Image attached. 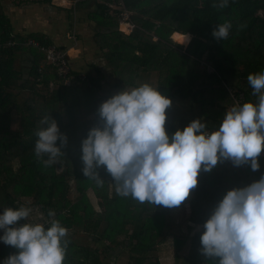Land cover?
<instances>
[{
    "label": "trees",
    "instance_id": "obj_1",
    "mask_svg": "<svg viewBox=\"0 0 264 264\" xmlns=\"http://www.w3.org/2000/svg\"><path fill=\"white\" fill-rule=\"evenodd\" d=\"M89 1L93 7L87 17L94 23V42L113 73L111 87L149 83L171 102L181 99L198 105L201 114L218 124L224 111L234 105L227 85L241 90L244 102L256 98L247 75L264 70V0H229L224 9L212 7L215 0H122L135 24L129 33L117 28L120 9L111 6L117 0ZM225 21L232 28L228 38L220 41L212 31ZM175 31L191 34L185 47L172 35ZM30 39L65 48L42 32L13 33L0 0V212L4 207H19L22 198H31L44 221L56 219L68 231L93 241L85 244L68 235L63 264H161L156 252L166 241L172 244L175 264H218V258L199 251L203 223L227 190L246 186L264 174L260 157L256 171L250 164L234 166L230 160L218 162L208 172L201 169L197 186L181 205L172 208L118 195L103 166L97 169L104 180L98 186L83 175L80 157L81 140L98 124V107L110 97L109 90H102L101 68L93 64L96 73L85 70L87 82L67 84L45 53L27 43ZM202 59L212 72L202 65ZM68 62L73 73L84 71L73 68L70 58ZM48 113L66 134L67 144L58 162L45 167L34 145L40 121ZM177 128L166 119L169 135ZM71 181L77 192L74 200L69 197ZM88 188L111 205L101 200L95 209ZM185 205L187 224L183 228L172 210ZM50 210L54 217L48 216ZM195 226L200 227L194 230ZM187 242L189 251L184 256L180 251ZM15 251L0 241V264Z\"/></svg>",
    "mask_w": 264,
    "mask_h": 264
},
{
    "label": "clouds",
    "instance_id": "obj_2",
    "mask_svg": "<svg viewBox=\"0 0 264 264\" xmlns=\"http://www.w3.org/2000/svg\"><path fill=\"white\" fill-rule=\"evenodd\" d=\"M228 5L229 0H215L212 7ZM231 28L225 21L212 35L226 40ZM189 40L186 33L182 43ZM247 82L256 101L229 107L217 129L208 131L204 122L193 119L171 135L165 129L170 98L149 83L124 87L101 102L98 124L81 140L83 175L102 186L97 169L103 166L118 195L172 208L197 186L201 169L208 172L218 162L230 160L234 166L250 164L258 170L264 148V70L249 73ZM40 123L34 153L49 167L64 155L67 136L49 113ZM31 212L26 206L4 207L0 212V241L16 249L2 264H63L68 229L56 219L21 223ZM54 215L50 210L48 216ZM200 244L199 251L218 258V264H264V174L226 191L203 223Z\"/></svg>",
    "mask_w": 264,
    "mask_h": 264
},
{
    "label": "crops",
    "instance_id": "obj_3",
    "mask_svg": "<svg viewBox=\"0 0 264 264\" xmlns=\"http://www.w3.org/2000/svg\"><path fill=\"white\" fill-rule=\"evenodd\" d=\"M82 1L83 0H3V6L5 13L10 19L13 33L42 32L51 38L53 43L64 45V49L67 51H71L72 48L76 49V45H79V53L76 54V56L70 57L73 68L85 70L86 68L84 67L88 66V64L86 65L85 63L88 62L92 70H87V72L95 74L96 70L93 64L100 67L102 71L101 74L104 78L103 82L109 85L107 90L110 91L111 96L124 87H111V84L114 82L113 73L105 61L103 52L94 42V23L87 17L88 12L92 10L93 3L86 0L87 4L84 5ZM121 27L124 28V25ZM85 31L90 37V40L88 39L89 42H86V44H90L89 47L91 50H88L89 52H83L86 48L81 45L83 41L78 43V40H76L77 34H82ZM188 34L191 37V34ZM74 39L77 41L76 44H74ZM90 52L92 55L89 54ZM88 56H90V58ZM81 57L86 58L85 61L87 62L83 63L79 61L77 64V60ZM101 63L102 66L100 65ZM256 99L257 98H255L253 102H255ZM166 119L170 120L178 128L184 126L193 119H200L206 125L212 127V129L218 128L220 125L218 122H211L209 118L201 114L198 105L191 106L186 100L181 99H176L171 103V106L166 109Z\"/></svg>",
    "mask_w": 264,
    "mask_h": 264
},
{
    "label": "rangeland",
    "instance_id": "obj_4",
    "mask_svg": "<svg viewBox=\"0 0 264 264\" xmlns=\"http://www.w3.org/2000/svg\"><path fill=\"white\" fill-rule=\"evenodd\" d=\"M132 14V13H131ZM125 25V28H126V24L125 23H121V24H119V29L120 28H122L121 26L122 25ZM118 28V27H117ZM124 31V30H123ZM128 31H129V29L128 28H126V30L124 31L125 33H128ZM173 35V34H172ZM175 38H176V40L178 41V40H181V41H183L184 40V38H180V37H176L175 35H173ZM90 37L88 36V34H87V32L85 31L84 33H78L77 34V37H76V40H78V43L79 42H81V41H83V43L81 44V45H83V46H85L86 48L83 50V52L85 51V52H89L88 50H91V48L89 47V43H87L86 44V42H89L88 41V39H89ZM75 39H74V44H76L77 43V41H76ZM80 40V41H79ZM90 40V39H89ZM173 41V40H172ZM174 42V41H173ZM178 43L179 44H181V45H183L184 47H185V45L186 44H184V43H181L180 41H178ZM75 47V46H74ZM184 47H181V48H184ZM76 49H74V48H72L71 49V51L70 50H68L67 51V55H68V58H70V57H73V56H76V54H78L79 53V45L77 46L76 45V47H75ZM89 54H91L92 55V53L90 52ZM89 58H90V56H88ZM74 58H76V57H74ZM86 60V58H84V57H81L80 59H78L77 60V64L79 63V61H81V62H87V61H85ZM103 63V62H102ZM102 63L100 64L101 66H102ZM86 65L88 64V66H85L84 68H86L85 70L87 71H90V70H92V68L91 67H89L90 65H89V63L87 62V63H85ZM107 67V66H106ZM105 67V68H106ZM85 70L84 71H82L83 72V74H86L85 73ZM107 72H108V70H107ZM93 75H95V74H93ZM71 84V83H70ZM103 87H102V90L103 91H107V89L109 88V85L108 84H106V83H104L103 82ZM104 85H105V87H104ZM230 85H227V88H229L230 89ZM233 88H235V87H233ZM230 95V94H229ZM25 96V95H24ZM255 100V99H254ZM233 101V100H232ZM184 107V106H183ZM15 118H17L15 115H14V117H13V119H14V123H13V126L14 127H16L17 126V124H18V121H17V119L15 120ZM16 165V164H15ZM14 165V166H15ZM58 170H59V168H58ZM70 185H71V189H70V191H69V197H70V199H72V200H74L76 197H77V192H76V190H75V188L73 187L74 186V183L71 181L70 182ZM87 195H88V197H89V199H90V201H91V203L93 204V206L95 207V209H99V202H101V200H102V202H104L105 203V206H107V207H109L110 205H111V202H107L105 199H103V198H101V197H96L95 196V194H94V192H93V190L92 189H90V188H88L87 189ZM19 205L20 206H26V207H30L31 209H32V212H31V214H30V216L28 217V219H27V223H33V224H35V223H42L44 220V217H43V213L39 210V208H38V206L37 205H34L33 203H32V199L30 198H22V201L19 203ZM187 210H188V208H187V205H185V207H183V209L182 208H180V207H177V208H175V209H173L172 210V212H173V214H174V217H175V219L176 220H179V222H180V224H181V226L183 227V228H185V226H186V214H187ZM183 212H184V214H183ZM200 226H195L194 227V230L195 229H198ZM73 235L74 237H75V239L76 240H78V241H80L81 243H85V244H90V245H92L93 244V241L90 239V238H88L85 234H81V233H73V232H71V231H68V235ZM188 251H189V243L187 242L184 246H183V248L181 249V251H180V254L181 255H187L188 254ZM156 254H157V256H158V258H159V260H160V263L161 264H175L174 263V259H173V248H172V244H171V242L170 241H166L165 243H163V244H161V245H159V247H158V250H157V252H156Z\"/></svg>",
    "mask_w": 264,
    "mask_h": 264
},
{
    "label": "built area",
    "instance_id": "obj_5",
    "mask_svg": "<svg viewBox=\"0 0 264 264\" xmlns=\"http://www.w3.org/2000/svg\"><path fill=\"white\" fill-rule=\"evenodd\" d=\"M111 6L113 8L117 7L120 9V12L118 13V17L120 19L118 25L121 23H125L127 25L126 28L129 29L128 33L131 32L133 28L135 27V24L130 19V15L132 12L125 8L122 0L115 1ZM7 43L11 44L12 42L8 41ZM27 43L35 45L36 47H38L40 50H42L45 53L46 60L50 64L56 66L57 73L66 80L65 82L67 84H70L73 81H77V82H80V81L87 82L88 81V76L83 74L82 72L73 73L71 71V66L69 65V62H68V55H67L66 49H62L54 44L43 46V45H40L37 41L32 40V39L28 40ZM201 63L202 65H205L206 70L208 72L213 71V68L209 65V63L205 59H202ZM227 91L230 94L234 105H241L244 103V94L241 90L230 87V89L227 88ZM207 130L211 131L210 129H207ZM259 157L262 161V165H264V148H262V151ZM2 234H3V230H0V235Z\"/></svg>",
    "mask_w": 264,
    "mask_h": 264
},
{
    "label": "bare ground",
    "instance_id": "obj_6",
    "mask_svg": "<svg viewBox=\"0 0 264 264\" xmlns=\"http://www.w3.org/2000/svg\"><path fill=\"white\" fill-rule=\"evenodd\" d=\"M124 25V24H123ZM121 30H126L125 28V25H124V28H120ZM185 34L186 33H181V32H178V31H175L173 32V35H175L176 37H180V38H185ZM188 34V33H187ZM189 35V34H188ZM190 37V35H189Z\"/></svg>",
    "mask_w": 264,
    "mask_h": 264
}]
</instances>
